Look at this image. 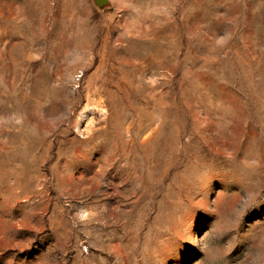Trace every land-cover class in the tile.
I'll list each match as a JSON object with an SVG mask.
<instances>
[{"label":"rangeland","instance_id":"374dc122","mask_svg":"<svg viewBox=\"0 0 264 264\" xmlns=\"http://www.w3.org/2000/svg\"><path fill=\"white\" fill-rule=\"evenodd\" d=\"M0 264H264V0H0Z\"/></svg>","mask_w":264,"mask_h":264},{"label":"water","instance_id":"95a60500","mask_svg":"<svg viewBox=\"0 0 264 264\" xmlns=\"http://www.w3.org/2000/svg\"><path fill=\"white\" fill-rule=\"evenodd\" d=\"M96 6L103 7L108 4V0H94Z\"/></svg>","mask_w":264,"mask_h":264}]
</instances>
